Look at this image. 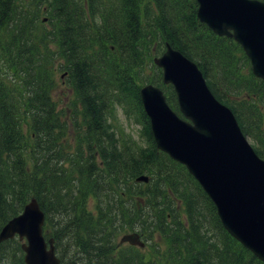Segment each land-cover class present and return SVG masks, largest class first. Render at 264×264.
Returning <instances> with one entry per match:
<instances>
[{
    "label": "trees",
    "instance_id": "obj_1",
    "mask_svg": "<svg viewBox=\"0 0 264 264\" xmlns=\"http://www.w3.org/2000/svg\"><path fill=\"white\" fill-rule=\"evenodd\" d=\"M197 9V0H0V230L35 197L62 264H264L156 147L139 96L142 75L162 84L152 58L168 41L199 65L264 158V84L241 45ZM57 64L72 91L58 101ZM117 106L143 126L147 146L116 126ZM143 174L149 181L137 182ZM127 231L146 246L117 243ZM6 242L0 264H25L21 242Z\"/></svg>",
    "mask_w": 264,
    "mask_h": 264
},
{
    "label": "water",
    "instance_id": "obj_2",
    "mask_svg": "<svg viewBox=\"0 0 264 264\" xmlns=\"http://www.w3.org/2000/svg\"><path fill=\"white\" fill-rule=\"evenodd\" d=\"M197 1L199 19L218 35L236 39L264 81V2ZM154 63L162 69L164 83L173 85L184 116L169 106L159 86L141 87L157 148L188 168L214 201L225 228L264 261V159L254 152L232 110L213 95L197 63L169 42ZM44 224L45 213L31 198L1 228L0 242L18 235L25 264H61L54 239L45 238ZM125 242L145 245L138 232L124 234L120 243Z\"/></svg>",
    "mask_w": 264,
    "mask_h": 264
},
{
    "label": "rangeland",
    "instance_id": "obj_3",
    "mask_svg": "<svg viewBox=\"0 0 264 264\" xmlns=\"http://www.w3.org/2000/svg\"><path fill=\"white\" fill-rule=\"evenodd\" d=\"M160 51H156L155 53H154V57L155 56H158V55H160V54H158ZM241 54V53H240ZM154 58H152V60H153ZM248 65H243V67H242V69H243V73H245V74H247V75H249V69H248ZM57 71H56V74H55V77H56V79H57V82H58V84H57V90H55L54 92H53V99H55V100H59L60 99V97L62 96L61 95V93L60 92H63V91H65L66 92V90H65V88L64 87H66L67 88V90H68V93H71L72 91H71V89H69L68 88V86H66V85H64V83L66 82V79H65V77L63 76V74L65 73L63 70H60L59 69V65L57 64ZM148 68H149V63H148V61H146V67H145V71H144V73L145 74H147L148 76H153V72L155 71L152 67H150V72L148 71ZM143 76V75H142ZM141 76V78L139 79V82L142 84V85H144L145 83H147L146 82V78H143ZM167 92H168V90L166 91V94H167ZM228 92V95L230 94V91L228 90L227 91ZM168 95V94H167ZM247 95H248V93H246V94H244V95H242L239 99H240V101L241 100H243L242 98H246L247 97ZM70 97L68 96V97H66V99H64V100H68ZM254 99H255V96H254ZM58 107H60V108H62L63 106H59L58 105ZM114 116H115V118H117V121H115V124H116V126L117 127H119L120 129H122L125 133H127L131 138H133L134 140H136L137 142H138V144H140L141 146H143V147H145V146H147L148 145V139L146 140V137H145V135H144V132H143V126L139 123V121H137L136 119H135V117H131V118H129V117H127L126 116V114L124 113V111H123V108H120V106H117V111L114 113ZM135 116V115H134ZM147 136V135H146ZM248 139H249V141H250V143L252 144V145H254V141L251 139V137H248ZM88 204H89V208H92V206H93V201H92V199L91 198H89V202H88ZM129 232H133V231H127V233H129ZM122 236V234L120 235V237ZM120 237L118 238V240H117V243H120ZM13 240H16V241H18V242H21L20 240H19V238L18 237H15ZM144 240L145 241H148V240H146V238L144 237ZM10 240H8L7 242H9ZM6 242V246L7 247H9V245H7L8 243ZM10 243V242H9ZM123 247H125V248H127L128 246H130V245H128V244H123L122 245Z\"/></svg>",
    "mask_w": 264,
    "mask_h": 264
}]
</instances>
